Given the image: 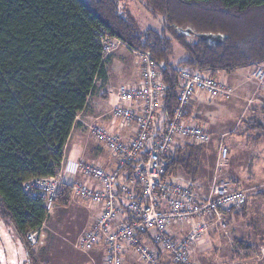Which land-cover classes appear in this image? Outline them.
<instances>
[{
  "label": "trees",
  "instance_id": "obj_1",
  "mask_svg": "<svg viewBox=\"0 0 264 264\" xmlns=\"http://www.w3.org/2000/svg\"><path fill=\"white\" fill-rule=\"evenodd\" d=\"M146 1L163 17L160 32L139 30L117 0H0V216L31 264L38 262L27 233L43 226L48 211L24 183L56 175L78 115L108 80L102 33L162 65L166 92L157 130L178 105L179 67L216 76L264 62V0ZM200 34L224 39L212 45ZM175 43L184 49L176 61ZM135 169L127 165L122 179ZM71 196L64 186L57 203L67 205ZM240 247L247 255L253 250L242 241Z\"/></svg>",
  "mask_w": 264,
  "mask_h": 264
},
{
  "label": "built area",
  "instance_id": "obj_2",
  "mask_svg": "<svg viewBox=\"0 0 264 264\" xmlns=\"http://www.w3.org/2000/svg\"><path fill=\"white\" fill-rule=\"evenodd\" d=\"M100 42L105 57L126 48L137 59L139 81L118 86L109 111L122 127L131 126L134 136L123 140L98 121L84 120L89 135L114 155L115 167L106 169L99 163L63 158L56 175L31 178L24 189L42 200L48 216L64 186L72 189L73 196L96 205L97 219L78 247L88 253L101 246L105 249L103 264H124L130 250L147 264H160L158 253H166L171 264H194L193 239L208 229V224L199 226L198 219H220L223 211L242 207L246 203L245 190L215 179L206 195L201 196L187 182L166 177L169 159L181 138L188 137L198 145L213 139L206 126L189 120L188 113L195 103L200 98L230 99L235 89L207 70L179 67L178 105L157 130L166 92L162 65L149 53L133 49L108 33L101 34ZM252 77L264 85L263 68H257ZM222 145L219 163L228 157V148ZM129 164L136 165V169L123 180L122 172ZM174 224L193 227L186 236L178 237L170 229ZM43 236L41 227L29 231L27 241L33 246L43 244Z\"/></svg>",
  "mask_w": 264,
  "mask_h": 264
},
{
  "label": "rangeland",
  "instance_id": "obj_3",
  "mask_svg": "<svg viewBox=\"0 0 264 264\" xmlns=\"http://www.w3.org/2000/svg\"><path fill=\"white\" fill-rule=\"evenodd\" d=\"M117 1L124 14L130 15L134 19V22L139 30L145 31L147 29H153L158 32L162 31L164 25L163 17L154 12L146 0ZM122 50L123 48L114 52L113 55L110 56L111 60L109 59L107 62L108 71L111 73L112 71L110 68L113 66L115 75L119 73L116 72L117 69L120 68L122 64H124L123 68L126 67L128 62L131 70L135 68L137 70L139 69L132 54ZM120 53L124 54L121 58L125 59V61L119 59V61L115 62L114 64V59L119 58L118 56ZM183 53L184 49L179 44L175 43V53L172 57V60L176 61L178 58H182L184 55ZM259 67L263 68L264 71V62L248 66V75H253V73H255L256 69ZM248 84L249 90H247L245 100L248 103L254 102L258 104L256 106V112L245 114V116L249 117V122L251 125L247 123L238 128V132L242 136L245 135L244 131H249L248 129H250L248 132L249 138L252 142H254L251 143V149H249V152H247L246 156L244 155L243 151H241L237 153L235 157L232 156L230 158L228 156L225 162L219 163L217 151L216 154H214V152H210L212 141L208 144L201 145L202 148L207 151V159H212V161L215 162L214 167L217 168L219 175L221 174L218 176L217 180L225 179L226 181V178H223L224 176H228V173L225 174V170L231 172L232 174V164L236 163H243L244 165L252 163L254 167L252 166L250 172H253L254 169L256 170L255 167L257 166L259 167L258 171L261 173L260 175L264 177V128L259 127L257 124L259 122L264 124V111L263 107H261L263 105V101L260 99V96L264 93V85H259L251 76L249 77ZM104 89L102 86L98 88L96 92V98H101V96H105V93H108L107 91L104 92L106 90ZM261 92L262 94H260ZM93 100L94 96L90 99V102ZM250 109L251 106L248 107V110ZM189 120L206 126L208 129V124L205 122H197L191 119L190 116ZM228 135V133L221 135L219 147L222 144V146H226V141H223L224 139L228 138ZM85 138V141L89 142L90 138L87 136H85ZM100 149L102 150H99L100 153L105 152L104 150H106L104 147H100ZM220 149L221 148H219V150ZM234 166L236 167V165ZM245 169L248 172L250 167H245ZM231 185L235 188H242L245 190L246 203L242 207L223 211V215H221L220 219L215 217H206L204 220L199 219V221H197L199 226L203 225L204 227L205 224H208V229L206 232L204 230L200 235L193 239L191 245V249H193L191 254V262L194 264H264V199H260L259 196H257L261 187H254L257 184L243 186V184L235 185L231 183ZM84 202L86 201L72 195L71 200L67 205H61L58 203L56 204V207L47 217L42 226L44 229V236L41 237V240L42 242L44 241V243L32 246L36 254L37 252L44 250L48 244H51L53 237L58 239V242L61 243L62 248L64 249L57 255V257L63 260V263H77L80 261L81 257L77 252L81 251L80 253H82L83 251L78 247V244L80 243L84 233L92 228V225L85 223L87 222L86 213H77V215L80 217L78 219V217L75 216L76 213L74 214L72 211L75 209L74 207H85ZM261 209H263L262 213ZM74 216L76 218H74ZM245 216H248L247 219ZM250 223L253 224L254 228L251 225L248 228ZM14 231L15 230L7 221V219L3 216H0V264H31L29 257L25 253L24 243L20 244V240L17 239L18 237L13 236L12 233ZM250 233H253V237L248 238L247 234ZM241 241L246 245H251L253 247V250H249V256L246 254V250L240 247ZM203 243L206 244V251H204V254L202 255V253L198 250L196 255L197 246ZM20 245L22 248H20ZM72 248L77 252H73ZM203 250L201 249L202 252ZM131 255H133V259L130 258L128 260L129 264H147L139 260L134 252H132ZM38 257V260L41 261L47 258L45 257L43 259V256L40 258V253ZM86 257L89 258L94 264H103V255L101 256V259L95 257V253H91Z\"/></svg>",
  "mask_w": 264,
  "mask_h": 264
},
{
  "label": "crops",
  "instance_id": "obj_4",
  "mask_svg": "<svg viewBox=\"0 0 264 264\" xmlns=\"http://www.w3.org/2000/svg\"><path fill=\"white\" fill-rule=\"evenodd\" d=\"M122 51L130 52L126 48H123ZM130 54H132V56L134 57L139 68L136 57L132 52H130ZM123 55V53H120V55L118 56L119 58L114 59V64L115 62H118L119 59L125 61V59L121 58ZM110 56L108 57L109 59L111 58ZM128 64L124 68V64H122V66H120V68H118L116 71L119 72L117 73V75H115L113 66L111 64L112 68L110 69L112 72L110 73V71H108V80L102 86L103 89H106H104V92L107 91L108 93H105V96H101V98H96V93L92 95L91 98L94 96V100L92 102H90L89 100L86 108L82 112H80L77 117V122L66 144L64 158H70L83 162L99 163L106 169H113L115 167L116 159L114 155L110 151H108L103 144L89 135L88 131L83 125V121L96 120L98 121V123L103 124L113 133L118 134L123 140H129L134 136V129L131 126L122 127L119 124V121L109 115V111L111 109V100L116 88L122 84L137 83L140 79V68L138 70L136 68L131 70V67ZM248 74V66L238 68L232 73L218 72L216 74V77L222 83H226L230 86L232 85V87L235 89V94L230 99L220 98L216 100H206L204 98H200L196 102L194 108L189 111V116L191 119L197 122H205L206 124H208L209 132L213 136L210 152H214V154H216L217 151V156H219L220 151L219 143L221 140V135L224 133L229 134L227 136L228 138L224 139L223 142L226 141V147L229 151L228 156L230 158L232 156L235 157L237 153L241 151H243L244 155L246 156L247 152H249V149H251V143H254L249 138L248 132L250 131V129H248L249 131H244V136L240 135V133L238 132V128L243 126L244 124L249 123L251 125V123L249 122V117L245 116V114L256 112V106L258 104L254 102L248 103L245 100L247 90H249L248 80L250 76L252 77V75ZM260 94H262V92ZM260 99L263 101V105L261 107H263L264 111V93L260 96ZM249 106H251L250 110H248ZM257 124L262 125L263 123L259 122ZM85 136L90 138L89 142L85 141ZM100 147H104L106 149L104 150L105 152L100 153L99 150L102 151ZM206 152L207 151L204 150L201 145L194 143L190 138H181L176 150L170 156V162H172L173 165L170 167V170L166 174V177L170 178L173 181L181 179L187 182L190 185V188L197 194L205 196L212 182L215 179H218V176L221 175H219L217 168L214 167L215 162H213L212 159H207ZM234 165H236V167ZM244 166L246 168L250 167L248 172L246 171ZM252 166V163L246 165H244L243 163L232 164V174L231 172L225 170V174L228 173V176L223 177L226 178V181L225 179L221 180L235 185L243 184V186H248L249 184H257L254 187H261L260 190H264L262 189L264 188V177L260 175L261 173L258 171L259 167L257 166L255 167L256 170L254 169L253 172H250ZM260 190L257 196H259L260 199H264V191ZM79 198L86 201L84 202L85 207H74L75 209L72 212H74V214L76 213L75 216H77L78 219L80 217L77 215V213H86L87 222L85 223L93 226L97 219L98 208L92 202L81 197ZM261 210L262 213L263 209ZM75 216L74 218H76ZM247 217L248 216H245L246 219ZM199 219L204 220V218ZM250 225L254 228L253 224L251 223L248 225V228L250 227ZM192 227V224H174L170 229L173 235L184 237L189 233ZM12 234L14 237H17L15 235L16 232H13ZM247 237H253V233L247 234ZM205 247V243L198 245L196 248V255L198 253V250L203 255L204 251H206ZM20 248H22L21 245ZM201 249H204L203 252L201 251ZM63 250L64 249L62 248L61 243L58 242V239L52 237L51 244H48L44 250H41V252H37V254L34 250V254L36 256L38 264H94L86 256L90 255L91 253H95V257L101 259V256L105 252V249H103L101 246L95 247L88 253L82 252L84 254L80 253L81 251L77 252L72 248L73 252H77L80 255V261L77 263H63V260L57 257L59 252ZM132 252L133 250H130L127 253L125 259L126 262H124V264H129L128 260L130 258L133 259V255H131ZM25 253L27 254L26 250ZM39 253L40 258L42 256L43 259L45 257L47 258H45L43 261L38 260ZM158 259L160 264H171L166 253H158Z\"/></svg>",
  "mask_w": 264,
  "mask_h": 264
},
{
  "label": "water",
  "instance_id": "obj_5",
  "mask_svg": "<svg viewBox=\"0 0 264 264\" xmlns=\"http://www.w3.org/2000/svg\"><path fill=\"white\" fill-rule=\"evenodd\" d=\"M200 37L203 38L204 40H207L210 42V44H221L224 37L223 35H214V34H200Z\"/></svg>",
  "mask_w": 264,
  "mask_h": 264
}]
</instances>
